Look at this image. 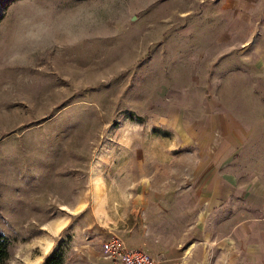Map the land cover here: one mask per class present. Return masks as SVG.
<instances>
[{
    "label": "rangeland",
    "instance_id": "374dc122",
    "mask_svg": "<svg viewBox=\"0 0 264 264\" xmlns=\"http://www.w3.org/2000/svg\"><path fill=\"white\" fill-rule=\"evenodd\" d=\"M260 53L264 0H0V264H264Z\"/></svg>",
    "mask_w": 264,
    "mask_h": 264
},
{
    "label": "crops",
    "instance_id": "0c3cea01",
    "mask_svg": "<svg viewBox=\"0 0 264 264\" xmlns=\"http://www.w3.org/2000/svg\"><path fill=\"white\" fill-rule=\"evenodd\" d=\"M223 42H224L223 39H219V43H223ZM242 61L244 62V63L241 64L242 67L245 64H246V66H248L246 69H245V67H243L242 70L244 72H246L247 74H250L251 76L252 75L253 76H256L255 77V80L252 83L249 84V82L248 83L245 82V85L244 86L247 87V92L248 91L255 92L256 89L254 88V85H259L260 86L259 87L260 90H264V57H263V55L260 53V58L258 59V65H259L258 67H256V65L254 63L251 64L250 62H246L244 60H242ZM251 65H252V67L254 66V68H252ZM227 72H229V70ZM229 75L230 76L237 75V72L236 71L229 72ZM262 97L264 98V95ZM248 114H249L248 116H250L252 118L253 117L254 118H258L259 119V122L264 123V100H261L260 101V104H259V107L258 108L255 107V106H253V105H251V110H250V112H248ZM260 128H262V127H260ZM251 131H253V129H251ZM257 150L264 157V148L261 146L260 147V150L259 149H257ZM251 151H252L253 154H256V151L255 150H251ZM253 177H255V176H253ZM253 177H251L250 184L248 185V187L260 188V185H259L260 184V179H257V181L259 183H254L256 179L253 178ZM229 186L230 185H227L226 188L228 189ZM220 190H221L220 185H214V186L210 187L207 190H205V189L202 188V191H201V195L200 196L202 197V199H206L209 204H214L215 202L218 203L217 201H218V199H220V196H219ZM254 192L255 193L256 192H259V195H258L259 197H257V201L260 203L261 200H262L261 199V194H262L263 191L262 190L261 191H256V189H254ZM229 193H230V190L229 189L228 190H225V191L224 190L221 191V195L223 197L229 196L230 195ZM222 201H224V200L222 199ZM111 232H113V231H111ZM130 243H132V242H130ZM129 245H132V246H140V247H142L143 249H145L148 252L151 251L148 246H147V248L145 247V245H147V244H146V242L144 240H138L137 241V244H129ZM150 254L153 255L154 257H156L152 253V251H151ZM166 262H168L167 259H160L159 260V263L160 264H167ZM100 264H110V262H109V260L106 257H104L103 260H102V262Z\"/></svg>",
    "mask_w": 264,
    "mask_h": 264
},
{
    "label": "built area",
    "instance_id": "2783aa9c",
    "mask_svg": "<svg viewBox=\"0 0 264 264\" xmlns=\"http://www.w3.org/2000/svg\"><path fill=\"white\" fill-rule=\"evenodd\" d=\"M104 257L110 264H159V260L140 246L126 243L121 235L110 232L101 243Z\"/></svg>",
    "mask_w": 264,
    "mask_h": 264
},
{
    "label": "trees",
    "instance_id": "16d2710c",
    "mask_svg": "<svg viewBox=\"0 0 264 264\" xmlns=\"http://www.w3.org/2000/svg\"><path fill=\"white\" fill-rule=\"evenodd\" d=\"M8 256L5 236L0 235V263ZM41 264H64V251L61 246H57L47 253Z\"/></svg>",
    "mask_w": 264,
    "mask_h": 264
}]
</instances>
